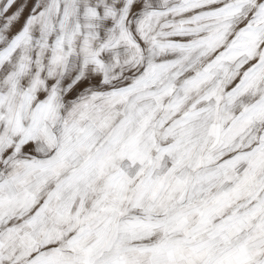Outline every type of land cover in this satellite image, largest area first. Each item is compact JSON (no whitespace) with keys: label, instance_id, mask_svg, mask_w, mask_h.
Returning a JSON list of instances; mask_svg holds the SVG:
<instances>
[{"label":"snow or ice","instance_id":"6c2138e0","mask_svg":"<svg viewBox=\"0 0 264 264\" xmlns=\"http://www.w3.org/2000/svg\"><path fill=\"white\" fill-rule=\"evenodd\" d=\"M0 264H264V0H0Z\"/></svg>","mask_w":264,"mask_h":264}]
</instances>
